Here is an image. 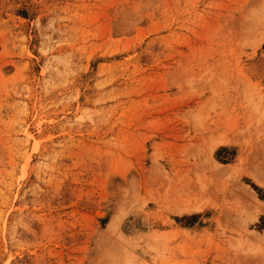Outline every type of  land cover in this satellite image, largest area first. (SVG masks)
Listing matches in <instances>:
<instances>
[{
  "label": "rangeland",
  "instance_id": "374dc122",
  "mask_svg": "<svg viewBox=\"0 0 264 264\" xmlns=\"http://www.w3.org/2000/svg\"><path fill=\"white\" fill-rule=\"evenodd\" d=\"M263 208L264 0H0V264H264Z\"/></svg>",
  "mask_w": 264,
  "mask_h": 264
},
{
  "label": "bare ground",
  "instance_id": "6f19581e",
  "mask_svg": "<svg viewBox=\"0 0 264 264\" xmlns=\"http://www.w3.org/2000/svg\"><path fill=\"white\" fill-rule=\"evenodd\" d=\"M216 164H218V163H215V165H216ZM212 166H213V165H212ZM212 166H211V167H212ZM212 168H214V170H215L216 172H221V173L224 172V173H226L225 171H223V170H222L221 168H219L218 166H215V167L213 166ZM222 168H223V167H222ZM225 170H226V169H225ZM227 170H228V169H227ZM212 172H213V171H212ZM216 172H215V173H216ZM227 172H228V171H227ZM213 173H214V172H213ZM216 174H220V173H216ZM216 174H215V175H216ZM214 179H215V178H214ZM188 207H190V209H195V208L198 209V208L201 207V206L198 204V206H197V205H195V206H193V205H188L187 208H188ZM186 210H187V209H186ZM260 210H261V209H260ZM263 210H264V208H263Z\"/></svg>",
  "mask_w": 264,
  "mask_h": 264
}]
</instances>
